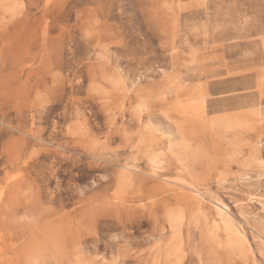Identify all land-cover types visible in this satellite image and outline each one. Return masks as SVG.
<instances>
[{
    "label": "rangeland",
    "instance_id": "1",
    "mask_svg": "<svg viewBox=\"0 0 264 264\" xmlns=\"http://www.w3.org/2000/svg\"><path fill=\"white\" fill-rule=\"evenodd\" d=\"M0 192V264H264V0H0Z\"/></svg>",
    "mask_w": 264,
    "mask_h": 264
},
{
    "label": "bare ground",
    "instance_id": "2",
    "mask_svg": "<svg viewBox=\"0 0 264 264\" xmlns=\"http://www.w3.org/2000/svg\"><path fill=\"white\" fill-rule=\"evenodd\" d=\"M243 21V20H242ZM157 126V125H156ZM167 126V125H166ZM167 129V128H166ZM148 131V130H147ZM162 131V130H161ZM163 134V133H162ZM173 139V138H172ZM160 164V163H159ZM258 169H259V167H258ZM257 174V173H256ZM235 178V177H234ZM219 182V181H218ZM226 184V183H225ZM2 196H3V192H0V200H1V198H2ZM220 212V211H219ZM228 218V217H227ZM174 220V219H173ZM260 231V230H259Z\"/></svg>",
    "mask_w": 264,
    "mask_h": 264
}]
</instances>
